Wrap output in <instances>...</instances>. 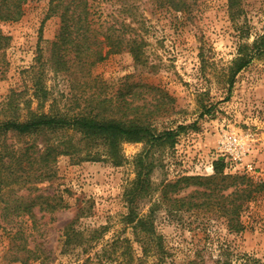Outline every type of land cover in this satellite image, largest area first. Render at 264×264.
<instances>
[{
  "label": "rangeland",
  "instance_id": "1",
  "mask_svg": "<svg viewBox=\"0 0 264 264\" xmlns=\"http://www.w3.org/2000/svg\"><path fill=\"white\" fill-rule=\"evenodd\" d=\"M160 1H129L137 8L131 25L144 41L145 64L136 65L128 51L110 53L83 69L79 82L80 75L71 82L52 67L60 17L49 13V0H30L18 21H0L9 37L0 50V121L14 112L7 104L11 95L24 118L27 111L77 113L94 92L111 96L131 84L145 96L150 85L154 103L168 96L165 111L152 118L157 133L176 132L172 147L156 152L163 167L153 173L154 181L162 175L210 176L221 158L226 173L264 182V0H187L180 10ZM89 4L96 22H120L126 15L117 0ZM108 50L102 45L103 54ZM143 147L123 144L120 166L58 157L56 176L38 186L57 208L37 206L35 217L13 223L0 218V264H42V257L25 261L22 245L45 253L48 264H82L88 257L92 264H264V194L249 203L241 233L229 232L208 214L157 211L165 250L156 254L153 235L145 236L137 223L152 200L139 202V216L126 222L130 206L124 193L135 177L133 158ZM19 227L24 232L14 238ZM71 229L83 237L69 247L64 242Z\"/></svg>",
  "mask_w": 264,
  "mask_h": 264
},
{
  "label": "trees",
  "instance_id": "2",
  "mask_svg": "<svg viewBox=\"0 0 264 264\" xmlns=\"http://www.w3.org/2000/svg\"><path fill=\"white\" fill-rule=\"evenodd\" d=\"M28 1L0 0V21H18ZM90 1L93 0H49V13L60 17L59 31L52 42L51 64L54 70L72 78L70 81L73 82V77L79 76L83 69L105 60L110 53L122 51H128L136 65H144V41L131 25L136 20L137 8L129 3L130 0H117L122 7L119 12L126 14L124 18L120 22L119 18L113 22H96L91 16ZM186 1L160 2L180 10ZM125 17L130 18V22H126ZM8 41L9 37L0 31V50ZM260 43L264 46V37ZM102 45L109 49L105 54L102 53ZM82 77L80 75L75 80ZM135 86L126 85L125 90L111 96L94 92L93 97L85 99V107L77 113L68 109L49 113L27 111L24 118L18 112L17 99L9 96L7 104L14 112L0 121L2 221L13 223L15 219L26 216L33 218V209L37 206L40 211L47 207L51 211L57 208L48 202L38 186L56 176L55 163L61 155L120 166L125 162L122 145L141 142L144 147L132 161L135 177L124 193L130 206L126 222L135 221L139 202L152 200L148 213L140 216L137 223L145 236L147 233L153 235L156 254L161 255L165 250L155 225L157 211L161 209L165 215L208 214L215 220H221L232 233L246 229L243 216L249 203L264 194V182L254 181L244 174L226 173L223 159L214 162V173L210 176L178 175L168 179L162 175L159 181L152 179L153 173L163 167L162 161L155 157L156 152L160 148L172 147L176 132L166 128L157 133L152 123L154 116L165 111L167 94L154 103L149 94L155 87L145 85L148 88L146 95L142 93L139 96L141 92ZM8 135L20 142L9 143ZM20 227L13 233L14 238L24 232ZM78 233L68 230L64 244L69 247L76 244L74 239L83 237ZM20 250L27 253L25 261L28 258L36 261L42 257V264H48L45 253L37 254L26 245H22ZM14 259L21 260L19 257ZM89 263L90 257L82 264ZM191 264L197 263L191 261Z\"/></svg>",
  "mask_w": 264,
  "mask_h": 264
}]
</instances>
